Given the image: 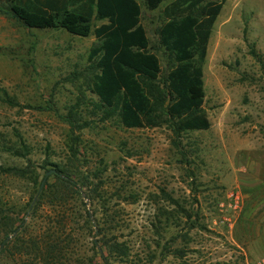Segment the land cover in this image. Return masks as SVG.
Returning <instances> with one entry per match:
<instances>
[{
  "label": "rangeland",
  "instance_id": "1",
  "mask_svg": "<svg viewBox=\"0 0 264 264\" xmlns=\"http://www.w3.org/2000/svg\"><path fill=\"white\" fill-rule=\"evenodd\" d=\"M135 1L164 73L155 30L172 0L154 11ZM93 42L92 36L26 29L0 16V167L31 166L40 185L43 164L53 171V165L68 163L61 117L84 96L79 111L88 126L75 133L76 167L95 193L82 189L81 199L63 209L77 240L67 264H264V0L223 3L202 68L209 128L184 134L176 143L164 127L125 130L89 113L95 99L81 73ZM35 188L0 174L5 217L16 218ZM101 203L112 223H103ZM57 211L43 204L34 225ZM84 212L98 225L93 223L91 233L82 230ZM165 214L172 217L168 222ZM23 220L30 222L27 216ZM103 239L124 245L126 257L103 262ZM0 264H19V258L4 253Z\"/></svg>",
  "mask_w": 264,
  "mask_h": 264
},
{
  "label": "trees",
  "instance_id": "2",
  "mask_svg": "<svg viewBox=\"0 0 264 264\" xmlns=\"http://www.w3.org/2000/svg\"><path fill=\"white\" fill-rule=\"evenodd\" d=\"M163 1L141 0L148 11L156 10ZM224 2L172 0L162 8L163 22L155 36L166 62L164 73L140 25L141 12L135 0H0V16L26 29L62 30L78 38L92 36L94 42L81 73L85 90L95 99L89 102V113L100 122L113 120L125 130L164 127L176 143L184 134L209 128L202 109V68L211 30ZM80 96L82 99L61 117L67 126L69 158L68 163L52 166L54 172L47 177L53 179L52 184L45 183L37 193L38 176L31 166L0 167V174L36 185L33 196L14 219L5 217L8 210L0 201V255L17 256L19 264H67L74 255L77 240L63 209L70 200L81 199V190L90 185L76 167L79 137L75 133L88 126L79 111L84 98L82 93ZM45 165L40 168L44 174L49 171ZM89 191L94 192L95 187ZM43 204L59 212L34 225L35 212ZM101 209L103 223H112L104 203ZM165 215L168 222L172 217ZM26 216L30 219L27 224L23 220ZM184 216L190 220L188 214ZM79 217L82 230L88 233L93 223L98 226L86 212ZM97 231L101 233L102 228ZM101 243L107 254V258L100 254L103 262L126 257L124 245L104 239Z\"/></svg>",
  "mask_w": 264,
  "mask_h": 264
},
{
  "label": "water",
  "instance_id": "3",
  "mask_svg": "<svg viewBox=\"0 0 264 264\" xmlns=\"http://www.w3.org/2000/svg\"><path fill=\"white\" fill-rule=\"evenodd\" d=\"M51 174H53V171H48V172H46V173L44 174V176H43V178H42V180H41V182H40L39 189L42 188V186H43V184H44L46 178H47L48 176H50ZM7 239H9V238H7Z\"/></svg>",
  "mask_w": 264,
  "mask_h": 264
},
{
  "label": "crops",
  "instance_id": "4",
  "mask_svg": "<svg viewBox=\"0 0 264 264\" xmlns=\"http://www.w3.org/2000/svg\"><path fill=\"white\" fill-rule=\"evenodd\" d=\"M40 31H47V30H40ZM52 31H62V30H52ZM63 32V31H62ZM65 33V32H64Z\"/></svg>",
  "mask_w": 264,
  "mask_h": 264
}]
</instances>
